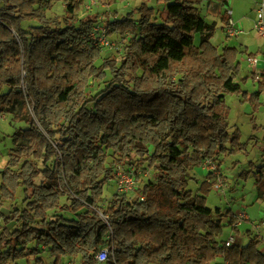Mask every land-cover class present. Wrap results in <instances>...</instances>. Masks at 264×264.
<instances>
[{"label":"trees","instance_id":"obj_1","mask_svg":"<svg viewBox=\"0 0 264 264\" xmlns=\"http://www.w3.org/2000/svg\"><path fill=\"white\" fill-rule=\"evenodd\" d=\"M202 1L156 0L165 5L161 22L145 2L137 19L128 13L109 21L110 33L127 39L117 62L102 58L88 38L96 17L77 18L85 0H0V114L19 106L12 120L27 125L12 135L0 174V210L12 204L8 216L0 213V264H41L42 251L53 264L64 257L98 264L107 237L103 264H264L257 237L247 234L244 246L224 244V229L237 232L238 217L207 207L215 185L208 175L196 193L188 189L190 172L205 161L245 150L229 132L225 95L241 96L252 114L264 95V71L251 95L235 82L240 52L211 43L214 26L201 16ZM228 2L209 0L206 14L226 26ZM56 3L64 14L50 22ZM196 35L205 36L198 45ZM93 82L102 86L90 96ZM261 141L264 156V134ZM109 156L114 163L136 157L154 172L142 201L115 193L100 206L115 172ZM252 170L264 201V165ZM163 186L172 195L167 203Z\"/></svg>","mask_w":264,"mask_h":264},{"label":"rangeland","instance_id":"obj_2","mask_svg":"<svg viewBox=\"0 0 264 264\" xmlns=\"http://www.w3.org/2000/svg\"><path fill=\"white\" fill-rule=\"evenodd\" d=\"M91 1V2H90ZM209 0H203L198 6L201 16L208 24L215 26L211 43L218 48L219 51L224 47L236 48L240 54L238 61L240 63L239 73L235 82L241 86L242 91L249 95L258 89V82L254 80L255 73L264 70V36H260L254 28L256 11L258 4L262 0H230V8L233 15L231 18L235 23V29L241 33L237 37L225 36L224 30L221 29L220 19L211 15H207L205 8ZM145 2L149 7H152L156 13V20L161 22L166 17L165 5L157 3L156 0H127L125 2H116L113 5L108 4V0H85L84 6L77 14V18L83 19L86 16L96 17L98 25L107 26L109 21L120 19L128 13L133 14V18L137 19V10L139 5ZM225 10V9H224ZM63 6L61 3H56L52 10L47 13L46 18L50 22L61 20L63 16ZM31 23H26L28 27ZM32 25V24H31ZM106 37L109 40L118 39L117 35L107 31ZM203 35H196L195 44L198 45L203 39ZM225 39H229L225 41ZM246 51V52H245ZM102 58H114L119 62L123 58V51L116 49V46L111 50L101 52ZM247 56L257 57L260 62L255 70H253L246 62ZM101 61L97 63L100 64ZM102 86L101 82H93L87 89L88 95L96 94ZM261 106L256 113L252 114V108L249 103H243L241 96L225 95V104L229 108L227 116V124L230 128L231 135H237L239 142L245 144V150L234 155L220 156L217 160L211 161L215 170L213 173L205 174L204 171L194 169L191 171L188 189L196 193L204 178L208 175L209 181L214 182L219 189L216 191L215 185L207 196V207L214 210L215 208L229 209L234 213L243 214L252 222L253 232H258L264 242V226H260L259 230H255L254 225L264 221V201L257 198L256 188L254 185L253 167L264 165L263 143L262 137L264 134V95L260 96ZM19 106L13 108L10 114L0 116V174L3 171L8 161V151L12 148V135L19 129H25L27 125L24 122H14L13 114L16 113ZM28 114L31 115L30 109ZM256 126V128H254ZM252 138V139H251ZM113 157L109 156L107 164L114 166L115 172L113 179H116L118 172H130L135 178V188L126 197L130 200H136L141 196L143 186L148 183H155V174L152 170L145 166H138L137 158L133 157L130 163H114ZM119 164V165H118ZM201 167L205 168L204 165ZM199 167V168H201ZM250 172V176L244 177L241 174ZM204 173V175H200ZM40 178L35 181L39 184ZM115 186L113 183L104 185L102 188V196L100 206L106 208L107 203L113 194H115ZM162 193L165 202H169L172 198L170 190L163 186ZM23 199L22 188L16 192V201L14 205L19 206ZM64 201V199H63ZM12 204L5 202L0 210L4 216L9 215ZM241 222H245L241 219ZM245 226L242 227V229ZM232 231V229L230 228ZM229 227L224 229L222 238L228 239L233 235ZM240 238V237H239ZM243 238V237H241ZM238 239V238H237ZM245 238L238 240L241 243ZM245 241V240H244ZM243 241V243H244ZM247 241V239H246ZM261 242V243H262ZM41 264H53V258L50 257L47 251H42L38 256ZM35 258H32L29 263L25 260H20L18 263L6 261L3 264H36ZM81 264L79 259H69L64 257L60 264ZM222 263V262H221ZM40 264V263H39Z\"/></svg>","mask_w":264,"mask_h":264},{"label":"built area","instance_id":"obj_3","mask_svg":"<svg viewBox=\"0 0 264 264\" xmlns=\"http://www.w3.org/2000/svg\"><path fill=\"white\" fill-rule=\"evenodd\" d=\"M225 12L229 17L228 23L224 28L225 35L230 36V37L237 36L241 32L239 30L233 28V23H232V19H231L232 11L225 7ZM254 28L260 36H264V0H262L258 4ZM107 31H110L108 28V25L107 26H104V25L100 26L97 24L92 28L88 38L100 49L101 52H104L106 50H111L115 46H116V49L121 50L122 45L124 44L125 40H127V39L121 38V36L117 35L118 39L111 41L106 37ZM246 62L253 70H255L257 68L260 60L257 57L247 56ZM255 72L256 71H254V73H253V74H255L254 80H256L258 82L260 80V72L259 73H255ZM203 165L209 171V173L214 172L215 166L211 161L207 160L204 162ZM109 183L114 184L115 192L117 194H125V195L130 193L131 191H133L135 188V184H136L133 174H131L130 172H125V171L124 172L123 171L118 172L116 175V179L110 180ZM215 189L217 191L219 189V186L215 185ZM138 198L141 201L143 200L142 197H138ZM239 219L241 221V219H245V216L243 214H240ZM260 226H264V221L260 222V224H255L254 225L255 230H259ZM108 239H109V237H107L106 242L100 246L99 251L97 252V254L95 256V259H96L98 264H103L108 260V255H109V252L111 250ZM233 243H234L233 237H229L228 239L225 240L224 244L226 246H231V245H233ZM67 264H69V263H67Z\"/></svg>","mask_w":264,"mask_h":264},{"label":"crops","instance_id":"obj_4","mask_svg":"<svg viewBox=\"0 0 264 264\" xmlns=\"http://www.w3.org/2000/svg\"><path fill=\"white\" fill-rule=\"evenodd\" d=\"M226 8H228V9L231 10V8H230V0L228 2V6H226ZM232 15H233V13H232ZM232 23H233V28H235V23H234L233 19H232ZM220 25H221V29L224 30L225 26L221 22H220ZM214 29H215V26H214ZM237 36H234V37H237ZM228 37H230V36H228ZM227 40H229V39H225V41H227ZM0 116H3V114H0ZM196 169H199L200 171L201 170L204 171L205 174H209V171L206 168L201 167V168H196ZM204 173H201L200 175L202 176V175H204ZM234 214L238 217V222L235 225V227L237 229V232H233L229 228V230L233 234V235H230V237H233V239H234L233 245H237V246H244V245H246V243L248 242V236H247V234H250L251 236L257 237V239L258 240H261V242H262V237L259 235V231L258 232H253V230H252V222L250 221V219H248L247 217H245V219H244L245 222H241L240 219H239L240 213H234ZM224 222L227 223V219H225ZM243 226H245V228L242 229ZM241 237L245 238L244 239L245 241L243 240L244 243H243V241L241 243L238 242V240L243 239ZM246 239H247V241H246ZM259 250H260V252L264 253V242H262L260 244ZM18 262H14V263H18ZM221 262H222L221 260H217L216 261V264H222Z\"/></svg>","mask_w":264,"mask_h":264}]
</instances>
